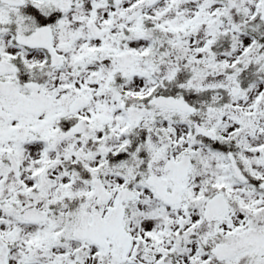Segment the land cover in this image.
<instances>
[{"label": "snow or ice", "instance_id": "obj_1", "mask_svg": "<svg viewBox=\"0 0 264 264\" xmlns=\"http://www.w3.org/2000/svg\"><path fill=\"white\" fill-rule=\"evenodd\" d=\"M0 264H264V0H0Z\"/></svg>", "mask_w": 264, "mask_h": 264}]
</instances>
